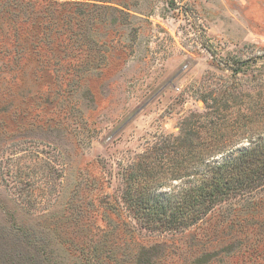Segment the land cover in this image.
Listing matches in <instances>:
<instances>
[{
	"label": "rangeland",
	"instance_id": "1",
	"mask_svg": "<svg viewBox=\"0 0 264 264\" xmlns=\"http://www.w3.org/2000/svg\"><path fill=\"white\" fill-rule=\"evenodd\" d=\"M105 1L131 30L103 11L65 32L0 15V39L16 31L0 46V264L11 249L9 264H264V190L176 234L122 201L139 156L180 122H225L234 148L264 141V0Z\"/></svg>",
	"mask_w": 264,
	"mask_h": 264
},
{
	"label": "trees",
	"instance_id": "2",
	"mask_svg": "<svg viewBox=\"0 0 264 264\" xmlns=\"http://www.w3.org/2000/svg\"><path fill=\"white\" fill-rule=\"evenodd\" d=\"M105 2V0H10L6 7L0 6L2 9L0 15H8L10 19L15 14L20 19L19 26L15 29H22L27 24L30 30H37L43 26L42 21L45 17H48L47 24L41 27L45 29L47 26L48 30L62 20L66 23V29L63 30L65 32L68 31L70 24L79 26L85 23V18L93 12L103 11L109 16L106 24L109 30L116 28L131 30L135 18L124 11L123 7L121 9L111 6L109 1L108 4ZM116 14H122L126 20L117 19ZM54 18L61 19L55 22ZM15 29L13 28L14 31ZM76 31L74 34L72 32V36L83 42L82 29L81 32ZM15 32L14 34L7 32L8 39L14 38ZM22 37L19 40L24 46L25 36ZM93 37L90 34L89 38ZM6 39L7 35L5 39L4 37L0 39V46H8ZM37 65L36 70L43 71L41 63ZM50 66L43 65V69L48 70ZM96 67L91 66L88 69H97ZM239 69L236 68L234 71ZM224 123L180 122L177 136H168L151 146L150 150L153 152L151 154L152 156L156 154L155 158L139 156L138 163L131 169L132 172L128 173L122 201L128 214L136 219L140 227L159 234L180 233L204 219L216 206L237 198H246L245 203H248V198L264 190V141H249L248 146L234 148L236 142L232 143L231 137L221 133L222 126L226 127ZM229 123L233 132L240 128ZM174 181H178V184L172 186L171 183ZM179 186L180 189L176 190L175 188ZM169 187V192H162L163 188ZM240 230L242 229L237 231ZM236 242L238 248L245 244L242 238ZM11 250L12 254L5 261L7 264L13 257L14 249ZM23 262L15 264H38L33 256H26Z\"/></svg>",
	"mask_w": 264,
	"mask_h": 264
}]
</instances>
